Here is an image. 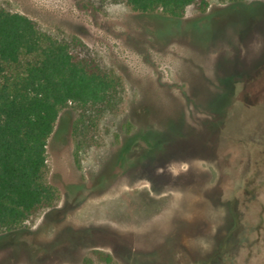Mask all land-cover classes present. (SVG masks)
<instances>
[{
	"label": "rangeland",
	"instance_id": "obj_1",
	"mask_svg": "<svg viewBox=\"0 0 264 264\" xmlns=\"http://www.w3.org/2000/svg\"><path fill=\"white\" fill-rule=\"evenodd\" d=\"M119 81L61 110L52 205L0 227V264H264V0L172 21L125 0H0Z\"/></svg>",
	"mask_w": 264,
	"mask_h": 264
},
{
	"label": "trees",
	"instance_id": "obj_2",
	"mask_svg": "<svg viewBox=\"0 0 264 264\" xmlns=\"http://www.w3.org/2000/svg\"><path fill=\"white\" fill-rule=\"evenodd\" d=\"M125 1L136 12L177 21L200 0ZM118 85L113 73L27 16L0 8V227L19 225L55 201L57 189L45 179L46 146L61 110L107 103Z\"/></svg>",
	"mask_w": 264,
	"mask_h": 264
}]
</instances>
